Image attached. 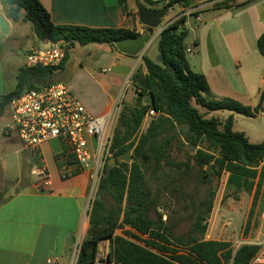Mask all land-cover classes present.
Returning a JSON list of instances; mask_svg holds the SVG:
<instances>
[{"label": "trees", "instance_id": "16d2710c", "mask_svg": "<svg viewBox=\"0 0 264 264\" xmlns=\"http://www.w3.org/2000/svg\"><path fill=\"white\" fill-rule=\"evenodd\" d=\"M138 1L149 8L161 7L151 0ZM196 1L170 0L165 7L189 9L196 6ZM127 2L120 0L125 11ZM0 4L8 20L32 24L37 43L50 42L67 49L66 58L58 67L19 68L15 88L0 96V118L9 111L13 98L53 84L49 82L55 72L64 69L76 44H108L117 50L116 40L141 36L129 29L55 25L40 0H0ZM233 6L226 0L216 3L214 8ZM186 21V16L179 17L159 35L163 63L144 55L143 65L131 77L138 97L135 104L120 111L109 151L117 159L131 152L132 160L117 162L111 168L106 163L91 199L90 228L80 246L77 264H94L99 245L107 239L111 242L108 260L116 264H250L262 248L246 243L236 249L230 241L206 239L207 219L216 196L215 179L226 174V192L236 200L240 193H254L253 214L264 186V142L251 143L245 133L235 132L233 115L221 121L207 117L201 108L255 117L264 112V85L255 108L233 98L219 97L206 75L194 71L188 62V31L182 27ZM145 30L153 34L152 29L145 27ZM257 48L264 57V33L257 40ZM150 97L154 102L146 105L144 100ZM151 110L155 115L141 132L145 116ZM176 143L184 146L181 149L177 145L185 151L183 161L173 158ZM188 145L197 150L188 151L185 149ZM38 165L43 168L41 163ZM165 167L168 171L164 174L163 188L171 195L181 194L193 207L194 221L186 237L175 235L174 227L163 223L161 214L158 219L152 218L160 206L162 191L153 189L150 172ZM198 186L208 187L203 198L198 197ZM118 230L123 234L117 235Z\"/></svg>", "mask_w": 264, "mask_h": 264}, {"label": "rangeland", "instance_id": "374dc122", "mask_svg": "<svg viewBox=\"0 0 264 264\" xmlns=\"http://www.w3.org/2000/svg\"><path fill=\"white\" fill-rule=\"evenodd\" d=\"M212 1L197 0L196 6L189 8L193 9L190 10L192 16L188 20L189 27L187 28L188 37L186 38V44L189 48L198 38L200 43L202 42L201 35L205 29V24L209 27L212 26L213 29L205 39V44H201L193 53L187 54L188 62L193 69L199 72L212 64L210 65L211 67L215 66L220 73L224 71L231 80L243 82L246 93L240 98L241 100H236L255 108L260 103L261 90L263 88L261 80L264 78V57L260 55L257 48L258 37L264 31V0H228L231 5L235 6L229 9L215 10L211 13L210 11L203 12L204 22L198 21L193 14L207 7L213 8L215 4ZM224 1L226 0H219L222 3ZM145 5L148 7L147 4ZM179 12L180 9L176 6L171 8L166 18L161 22L160 29L173 21ZM213 17H218V19L213 20ZM158 32L154 31L153 35L159 34ZM158 38L159 35L150 42L144 54L154 60L160 54ZM2 39L7 41V48L0 51V59L7 74L10 76L13 71H18L19 68L26 65L27 52L25 49L29 42H34L32 24L21 21L12 28L8 38L0 32V41ZM22 50L24 52L20 53ZM71 52V62L87 61L94 66L110 67L111 59L104 56V54L99 55L101 52L94 50L92 47L84 48L77 44L75 48L71 49ZM207 58L212 63H207L205 61ZM216 61H219V63H216ZM66 69H69L68 66ZM60 74H62L61 70L55 72L54 79L64 81L69 76V74L67 76ZM108 76H112V73L109 72ZM119 81L121 82V87L115 88L114 91L117 93V99L120 100L121 111L124 106L135 104L138 94L131 83V77H120ZM10 83L11 79L6 81L7 86ZM49 83H53V81L51 80ZM201 111L207 113V117H215L221 121H225L233 115V130L235 132L245 133L251 143L264 142L263 111L255 117H247L228 110L209 111L201 108ZM10 123L11 117L7 110L0 118V202L11 198L13 194L21 190H25L30 182H37V175L34 172L33 165H39L38 161L33 160L32 150L25 149L24 144L15 133H12L11 136L4 134L5 127ZM145 128L146 125L142 124L141 131ZM177 145H180V143L175 144L173 158L183 161L185 160V151L179 150ZM180 148L184 149L183 144ZM185 149L190 152L197 150L196 148L191 151L189 145ZM53 150L56 152L62 150L59 142L53 141ZM130 154L132 155L131 152ZM111 157L110 154L108 160ZM167 171L168 167L160 171L151 170L150 172L153 189L162 191L160 206L157 213H152V218L158 219V214H161L162 222L174 227L175 235L186 237L194 221L193 207L181 194L171 195L163 188L162 182ZM226 185V174L221 179H215L213 182L216 196L212 212L207 219L206 239L215 238L230 241L236 249L249 242H264V186L260 199L251 215L254 193H240L239 199L236 200L226 192ZM198 187V197L203 198L208 192V187ZM96 189L97 184L93 187L92 183L88 194L90 199L94 196ZM90 207L91 200L88 205L87 219L89 218ZM122 234V230L117 231V235ZM263 245L264 243L261 244V246ZM99 249L104 253L106 251L109 252L111 249L109 239L102 241Z\"/></svg>", "mask_w": 264, "mask_h": 264}, {"label": "crops", "instance_id": "0c3cea01", "mask_svg": "<svg viewBox=\"0 0 264 264\" xmlns=\"http://www.w3.org/2000/svg\"><path fill=\"white\" fill-rule=\"evenodd\" d=\"M40 2L49 12L55 25L83 26L94 29H129L140 34L146 33L145 27L138 18V6L140 5L138 0H128L127 11L120 4V0H40ZM141 4L144 3L141 1ZM176 7L180 9L177 17L184 14L187 17L186 23L182 25L187 29L192 9ZM159 8L162 6L156 9ZM202 10L193 14L200 22H204L203 12L210 11L211 13L216 9L207 7ZM0 16H3L9 23L8 35H4L0 29L1 34L8 38L10 31L17 23L6 18L1 4ZM216 18L218 19V17H213V20ZM212 29V26L205 24L201 35L202 42L200 43L198 38L190 48L187 46L188 53H193L201 44H205V39ZM0 43L3 49L7 48V41L2 39ZM49 44L50 42L37 43L34 39V42H29L25 50L27 52L32 48H40ZM83 47H92L101 52L99 55L104 54L111 59L110 67L94 66L87 61L71 62V52V59L60 74L64 76L69 74V76L64 81H60L54 79V75L53 83H66L90 113L101 116L109 112L114 103L118 101L114 89L121 87L119 78L132 77L143 65L142 56L124 55L108 44H90ZM23 52L24 50L20 51V53ZM205 61L208 63V58ZM210 65L202 69L200 73L206 75L211 89L218 96L240 99L245 95L243 82L231 80L224 71L220 73L215 66ZM18 71H13L9 76L0 59V96L9 94L15 88ZM109 72L112 76H108ZM9 79L11 83L7 86L6 81ZM261 82L264 85V78ZM53 141L32 150L33 160L42 164L51 185L39 189L36 183L30 182L25 190L0 202V264H49V260L55 264H77L80 246L90 228L89 218L87 219L86 215L90 201L88 194L93 183L91 170H76L70 177H62V165L59 159L61 151L53 150ZM35 166L34 164L33 168ZM71 236L74 237V241L68 252L67 244ZM213 240L218 239L213 238ZM249 243L261 245L264 242Z\"/></svg>", "mask_w": 264, "mask_h": 264}, {"label": "built area", "instance_id": "2783aa9c", "mask_svg": "<svg viewBox=\"0 0 264 264\" xmlns=\"http://www.w3.org/2000/svg\"><path fill=\"white\" fill-rule=\"evenodd\" d=\"M151 1L160 3L162 7L170 2V0ZM212 2L216 4L219 0ZM182 16L185 14L179 17ZM179 17L166 24L161 31ZM66 55V47L50 43L28 50L25 66L27 68L58 67L63 63ZM120 106L118 100L109 112L95 116L66 83L57 82L41 90L28 91L13 98L9 106L11 123L5 127L4 134L11 136L15 133L24 144V148L28 150H35L50 141L57 140L62 149L59 154L62 177L68 178L76 170L90 169L95 187L108 162L109 147ZM154 115L155 111L151 110L145 116L144 130L148 128ZM34 172L37 175L36 184L39 189L51 185L44 168L35 166ZM108 254V251L104 253L98 249L94 264H116L108 260ZM49 264L55 262L49 260ZM250 264H264V245Z\"/></svg>", "mask_w": 264, "mask_h": 264}, {"label": "water", "instance_id": "95a60500", "mask_svg": "<svg viewBox=\"0 0 264 264\" xmlns=\"http://www.w3.org/2000/svg\"><path fill=\"white\" fill-rule=\"evenodd\" d=\"M170 8L168 7H162L159 9H153L147 7L145 4H140L138 6V18L140 20V23L147 28H150L154 31H159V34H151V33H144L141 34L140 37L134 38V37H129L123 40H116L114 42V45L116 49L127 56H144L146 49L150 42L155 39L158 35L161 34V29H160V24L161 22L166 18V16L169 13ZM0 29L4 35H8L10 26L8 21L3 16H0ZM161 31V32H160ZM155 61L159 64H162L164 61V54L160 53L159 56L155 59ZM154 102L153 97L150 98H145L144 103L146 105L152 104ZM189 149L191 151H194L196 149L195 146L191 145L189 146ZM131 159V154L130 152H127L120 158H115L112 157L110 160L107 162L108 167H113L117 164V162H130ZM74 241V237L71 236L69 239V242L67 244V251L69 252L72 244Z\"/></svg>", "mask_w": 264, "mask_h": 264}]
</instances>
